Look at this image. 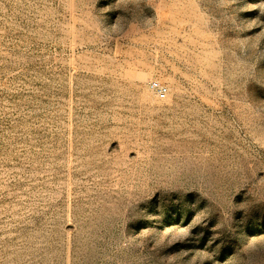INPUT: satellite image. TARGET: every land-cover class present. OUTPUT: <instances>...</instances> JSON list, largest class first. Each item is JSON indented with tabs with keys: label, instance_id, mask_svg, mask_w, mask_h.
I'll return each instance as SVG.
<instances>
[{
	"label": "rangeland",
	"instance_id": "rangeland-1",
	"mask_svg": "<svg viewBox=\"0 0 264 264\" xmlns=\"http://www.w3.org/2000/svg\"><path fill=\"white\" fill-rule=\"evenodd\" d=\"M0 264H264V0H0Z\"/></svg>",
	"mask_w": 264,
	"mask_h": 264
},
{
	"label": "built area",
	"instance_id": "built-area-1",
	"mask_svg": "<svg viewBox=\"0 0 264 264\" xmlns=\"http://www.w3.org/2000/svg\"><path fill=\"white\" fill-rule=\"evenodd\" d=\"M150 88L156 93V95L160 98L163 99L167 96L168 94V87L166 84L162 83L161 81L158 80H152L150 82Z\"/></svg>",
	"mask_w": 264,
	"mask_h": 264
}]
</instances>
